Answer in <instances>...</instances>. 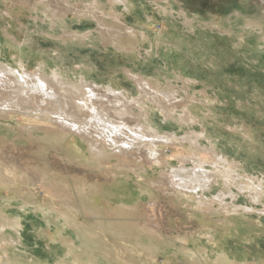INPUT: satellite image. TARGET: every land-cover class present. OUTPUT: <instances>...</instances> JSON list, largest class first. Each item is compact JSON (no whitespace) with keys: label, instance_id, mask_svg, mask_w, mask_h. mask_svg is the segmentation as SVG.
<instances>
[{"label":"rangeland","instance_id":"374dc122","mask_svg":"<svg viewBox=\"0 0 264 264\" xmlns=\"http://www.w3.org/2000/svg\"><path fill=\"white\" fill-rule=\"evenodd\" d=\"M19 52L30 64V72L42 62L49 64L43 72L46 77L56 64L70 83H79L84 75L100 88L116 77L112 81L115 88L138 97L142 92L132 78L139 75L170 92L167 102L162 100L166 107L174 106L168 116L153 101L152 89L143 87L148 95L142 94V107L150 119L163 134H176L181 141L160 148L163 160L177 168L178 159L189 157L194 146L184 140L185 135L205 130L206 137L200 138L196 147L202 151L215 147L218 155L238 170L228 171L226 165H220V172L228 171L233 177L217 175L208 190L193 194L194 199L201 197L205 207L215 211L213 220L223 219L229 211L230 216L253 225L249 239L236 233L228 235L221 250L237 264L244 259L264 264V0H0V63L15 66L14 56ZM184 101L198 122L179 120ZM33 121L19 113L0 117V166L13 172L14 178L19 175L20 180L0 185V223L5 225L0 230L3 262L72 264L73 257L69 261L63 248L70 237L83 233L112 240L111 232H120L121 224L144 230L148 222H154L156 235L175 241L186 235L201 236V230L204 238L195 237V243L209 245L205 239L208 232L192 209L178 205L174 197L156 188L168 168L146 166L144 184L133 172L116 169L114 158L101 166L88 163L89 169L64 145L45 142L42 137L52 136L49 128L40 133L36 129L39 123ZM29 124L37 127L22 134ZM4 134L9 136L8 142ZM82 149L86 154L84 144ZM185 165L192 166L190 162ZM205 168L215 170L210 165ZM38 173L46 174L51 185L36 183ZM81 186L96 188L98 198L81 197L74 190ZM139 191L145 194L136 209L116 207L114 202L134 197ZM150 201L161 206L159 217L144 210ZM87 203L93 205L88 209ZM128 248L115 241L106 245L117 264H141L127 255ZM96 250L100 255L104 252Z\"/></svg>","mask_w":264,"mask_h":264},{"label":"bare ground","instance_id":"6f19581e","mask_svg":"<svg viewBox=\"0 0 264 264\" xmlns=\"http://www.w3.org/2000/svg\"><path fill=\"white\" fill-rule=\"evenodd\" d=\"M22 56L23 54L21 52H19L18 56H14L13 62L15 63V66L12 64L3 65L0 63L1 118H11L14 114L19 113L22 114L23 118L30 119L31 121L34 119L37 120V123L42 125L38 124L39 127H37V125L31 126L29 124V126L26 128L24 127L23 130L21 129L22 134L23 132H30V129L35 127H37L36 129L40 133H42V130H47L49 128L50 132L48 135H52L50 136L51 138L45 136L47 138L45 139L42 137V139L45 140V142H48L49 140L53 141L52 144H55V146L56 144H60L61 146L64 145V147H66L69 152L73 153L71 156L74 159H77L76 161L78 162L83 161L86 163L87 168H89L88 163L95 162V165L98 164V166H101L102 162L105 163L114 158L116 160V169L118 167L122 170H125L126 172H133L137 178H140L141 184H144L147 180L145 178L148 175L145 176V178L143 176L147 173L145 169L146 166L150 168L154 166L157 168H168L169 172L163 175L156 188H158V190L160 189L163 194L174 197L178 205L186 204V206L191 208L192 212L199 218L200 225L208 232V234L205 235V239L208 240L209 245L197 243L192 247H189L187 245V241H183L182 244L180 242L181 247L169 252L164 250L163 247L157 243L159 240L158 238H160V234L156 235L154 232L157 231V229H155L156 226L152 227L154 222L152 224L148 222L149 227L148 225L144 226V230H139L137 227H131L129 225L126 226L127 224H121L119 226L121 231H112L111 233L113 235V239H107L106 241L105 239L107 237L105 239L101 238L102 236L100 238H95L92 236H87V234L85 235L81 233L78 235L75 233L76 235L74 234V236L70 237L69 242L65 243L66 245H63L65 254H67V257H69V261L70 258L73 257L72 264H117L115 262L116 260H114V256L108 250H106V245L108 242L114 241L115 243L118 242L129 246L127 249V255L135 262L140 261L139 263L141 264H156V257L158 255L169 256L170 253L178 256L194 257V264H237L234 262V259L228 258L225 254H223L221 247L227 243L228 235H232L234 233H236L239 238L243 237L244 239H249V235H251L249 228L254 229L252 227L253 225L251 224L252 226L250 227V223H248L247 220L235 217L232 214V216H230L229 211H224L226 213L224 215L226 216H223V219H219L218 221L213 220L215 211L207 209L205 207V202L202 201L201 197L195 200L193 194L195 193L198 196V192L206 189L208 190L213 185V183L216 182L217 175L218 177L221 176V178L223 177L224 179L232 178L233 173L229 174L228 171H236L238 168L227 158L219 156L215 147L211 146L206 151L199 150L196 147V145L198 146L199 139L206 137L205 130L203 128L198 134L191 133L190 135H185L184 140L194 144L193 148H191L188 154L189 157L187 156L179 158L178 162L180 165L177 168L166 164L161 155L160 148L165 144H179L181 141L177 138L176 134H163L162 128L157 126V124H155V122L150 119L149 113L142 107L143 104H145L142 94L148 95V92L145 91L143 87L152 89V91H154L153 101H155L157 106L159 105V108L167 115L170 113L169 110L173 109L174 106L166 107L162 100L166 99L167 102L170 92L168 93V91L161 90L158 84L152 85L151 82L144 80L139 75H134L132 78L138 85L140 90L139 92H142V94L140 93L138 97H132L124 89L118 90L115 88L112 81H115L116 77H112L107 86H102L100 88L96 83L91 82L84 75L83 77H80L79 83H70L67 81L68 78L62 71L63 69L61 70V68L56 64L53 65L54 68L51 70V74L48 77H46L45 73H43L46 72V68L49 67V64L46 62L39 64L35 72H30L28 68L30 64L28 65L24 58H21ZM186 102L180 105L183 115L179 120L183 121L184 123L188 121L192 123L198 122L199 119L196 120L190 111L188 106L189 103L187 104ZM31 135L34 134L31 133ZM31 135L28 136L32 137ZM6 136L7 134L2 135L5 140ZM7 137L9 138V136ZM82 143L87 148L86 154L83 152ZM55 149L57 148L55 147ZM13 152L15 154L14 150L11 153ZM64 154L65 153L63 152V155ZM187 162H190L192 166L187 168L185 165ZM74 163L76 164L75 161ZM91 165L92 164H90V167ZM205 165L213 166L215 170L209 172L206 170ZM220 165H222L224 168V165H226L225 169L228 171L223 170V172H220ZM95 167L96 166H94V168ZM125 171L124 173H126ZM13 175H15L13 172L6 169L5 167L0 166V185L7 182L13 183L16 182V180L20 181L19 175H17V178H14ZM35 177L37 178H35L34 181L39 183L40 186L44 185V187L47 186L48 181L50 180L44 173H38ZM34 181L32 185L36 184ZM22 182L25 183L26 181L23 179ZM150 183L151 185H155L153 181ZM141 184L139 183L138 185ZM48 185L50 186L51 184ZM57 185H54L55 188L60 189L59 186L56 187ZM139 187L140 189L142 188L141 186ZM143 187L145 188V186ZM251 187L252 186H250V188ZM91 189H86L81 186L74 190H76L81 197H86L88 199V197L95 195L97 192L96 188L93 187L95 192ZM251 190L253 189L251 188ZM139 192L140 193H137V195L134 197L129 196L130 198H124L121 201L114 202L116 207L126 209L128 211L136 209V207L139 205V201H141L145 194L144 191ZM147 193L148 191L146 194ZM97 195L99 196V194ZM95 197L97 196L95 195ZM92 198H94V196ZM174 198H171L172 201ZM78 201L80 200L78 199ZM188 201L194 202L193 204L187 205ZM107 202L110 201L107 200ZM82 204H84V202ZM92 205H90V207ZM83 207L81 205L80 208ZM90 207L88 204V209ZM97 208L98 207L95 209ZM84 209L86 208H83V210ZM112 210L113 209H111L110 212ZM144 210L151 217H159L161 215V206L156 203V201L145 203ZM233 213L236 214V212ZM116 214H118V212ZM105 215L107 216V213ZM61 226L65 227L64 225ZM4 227L5 225L0 223V230L4 229ZM160 230L162 229L160 228ZM96 249H100V252L104 250V252H102V255H100L101 253L98 254ZM0 261L3 262V259L0 258ZM3 263L12 264L9 259L7 262L4 260ZM58 264L67 263L61 261ZM241 264H254V262L251 259H244L242 260Z\"/></svg>","mask_w":264,"mask_h":264},{"label":"crops","instance_id":"0c3cea01","mask_svg":"<svg viewBox=\"0 0 264 264\" xmlns=\"http://www.w3.org/2000/svg\"><path fill=\"white\" fill-rule=\"evenodd\" d=\"M200 232H201L200 233L201 236H198V235H186L185 238H182V239L180 238V239H178L176 241L175 240H169L165 236L163 237L162 235H159L160 238H158L159 240L157 241V243L159 245H161L163 247V249L166 250V251H168V252L169 251H174L176 248L181 247L180 245L182 244L183 241H187V245L189 247H192L194 244H196L195 243V240H196L195 237H200V238L203 237L202 236V233L203 232L201 230H200ZM163 235H164V232H163ZM191 239H193V240H191ZM180 242H181V244H180ZM200 242H203V241L201 240ZM148 243H150V242H148ZM163 257H164V259L162 258L161 255H158L156 257V264H159L158 263L159 258H162L163 259V261H162L161 264H183V262L186 263V264H194V261H195V258L194 257H190V256H178V255H173L172 253H170L169 256H164L163 255Z\"/></svg>","mask_w":264,"mask_h":264}]
</instances>
